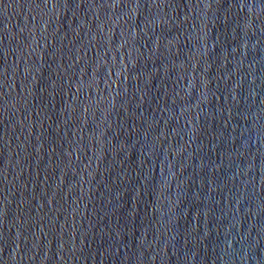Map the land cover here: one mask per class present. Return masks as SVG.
<instances>
[{"label": "water", "instance_id": "95a60500", "mask_svg": "<svg viewBox=\"0 0 264 264\" xmlns=\"http://www.w3.org/2000/svg\"><path fill=\"white\" fill-rule=\"evenodd\" d=\"M0 264H264V0H0Z\"/></svg>", "mask_w": 264, "mask_h": 264}]
</instances>
